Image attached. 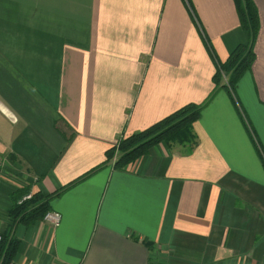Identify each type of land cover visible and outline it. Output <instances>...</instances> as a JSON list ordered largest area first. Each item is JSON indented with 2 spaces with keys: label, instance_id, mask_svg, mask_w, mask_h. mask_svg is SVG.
Listing matches in <instances>:
<instances>
[{
  "label": "crops",
  "instance_id": "0c3cea01",
  "mask_svg": "<svg viewBox=\"0 0 264 264\" xmlns=\"http://www.w3.org/2000/svg\"><path fill=\"white\" fill-rule=\"evenodd\" d=\"M0 0V234L16 264H264V0ZM252 44L234 95L218 64ZM211 96V97H210ZM197 143L106 153L184 105ZM95 170V171H93ZM54 227L14 222L44 196ZM10 263V264H11Z\"/></svg>",
  "mask_w": 264,
  "mask_h": 264
},
{
  "label": "trees",
  "instance_id": "16d2710c",
  "mask_svg": "<svg viewBox=\"0 0 264 264\" xmlns=\"http://www.w3.org/2000/svg\"><path fill=\"white\" fill-rule=\"evenodd\" d=\"M234 1L240 15L242 27L250 34L253 41L258 31V15L255 5L252 0ZM252 60V44L249 46L239 45L224 63L218 64V69L213 78L216 89L221 87L222 81L226 79L223 81L222 87H225L234 95L236 84L250 68ZM222 72H226L225 79ZM209 99L202 104L190 103L184 105L150 127L123 137L116 147L110 148L107 151L106 161L101 166L112 161L117 149L121 154L113 165L116 169H124L138 159L146 156L154 146L161 143H166L170 146L173 144L194 146L197 143L194 124L200 118L202 108ZM93 171L64 186V188L52 195L44 196L36 193L31 199L22 200V197H24V193L22 192L20 199H14L13 208L10 211L11 218L16 223L20 222L24 224L43 220L45 215L51 211L50 202L54 197L61 195L63 191L71 185L78 183L87 175L93 173ZM18 246L19 241L16 238L4 235L3 240L0 242V264H10L13 262Z\"/></svg>",
  "mask_w": 264,
  "mask_h": 264
},
{
  "label": "built area",
  "instance_id": "2783aa9c",
  "mask_svg": "<svg viewBox=\"0 0 264 264\" xmlns=\"http://www.w3.org/2000/svg\"><path fill=\"white\" fill-rule=\"evenodd\" d=\"M61 219H62L61 214L55 211L48 212L44 217V220L54 227H58L60 225ZM3 236H4L3 234H0V242L3 240ZM11 264H16V263H11Z\"/></svg>",
  "mask_w": 264,
  "mask_h": 264
},
{
  "label": "rangeland",
  "instance_id": "374dc122",
  "mask_svg": "<svg viewBox=\"0 0 264 264\" xmlns=\"http://www.w3.org/2000/svg\"><path fill=\"white\" fill-rule=\"evenodd\" d=\"M225 73H226V72H222V75L225 76V75H226ZM120 154H121L120 151L117 149V150L115 151V155H114V157H115L114 164H115L117 158L120 156ZM34 194H36V193H34ZM34 194H28V195H26V196H25V199H26V200H27V199H31V197L34 196ZM15 222H16V221H15Z\"/></svg>",
  "mask_w": 264,
  "mask_h": 264
}]
</instances>
